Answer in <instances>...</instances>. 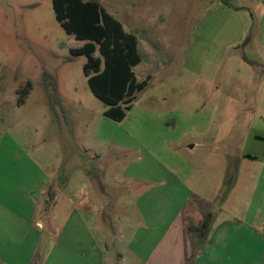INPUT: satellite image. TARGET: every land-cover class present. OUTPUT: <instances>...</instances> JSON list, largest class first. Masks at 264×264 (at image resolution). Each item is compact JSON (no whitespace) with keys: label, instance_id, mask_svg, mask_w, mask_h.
I'll list each match as a JSON object with an SVG mask.
<instances>
[{"label":"rangeland","instance_id":"1","mask_svg":"<svg viewBox=\"0 0 264 264\" xmlns=\"http://www.w3.org/2000/svg\"><path fill=\"white\" fill-rule=\"evenodd\" d=\"M92 1L138 37L133 71L148 86L122 122L105 117L87 57L70 52L85 42L65 32L53 0H0V204L60 227L74 205L70 224L128 260L109 264L153 262L192 213L243 224L261 206L250 229L264 250V0ZM166 257L184 259L175 247Z\"/></svg>","mask_w":264,"mask_h":264},{"label":"crops","instance_id":"2","mask_svg":"<svg viewBox=\"0 0 264 264\" xmlns=\"http://www.w3.org/2000/svg\"><path fill=\"white\" fill-rule=\"evenodd\" d=\"M41 193L46 194L44 191ZM261 197L262 195L259 197L260 201L263 200ZM27 199L31 200L32 197ZM258 211L261 214V206H257V209H255V218L252 217L251 221L247 220L243 224L230 222L226 218L221 220L220 217L215 220L216 215L213 214L211 232L207 242L204 244H199L189 232V225L192 220L195 223H200L203 219L201 212L192 213L187 219L185 218L186 220L177 221L176 225L173 226L174 228L170 230H174V232L165 236L161 242L162 244L158 246V250L155 249L149 258H153L154 261L152 260L153 262H151L149 260L148 263L167 264L166 256L168 255V250L171 247H175L180 249L181 255H184L181 264H189L190 261L193 264L194 260L197 261L196 255L198 252H201L202 259L200 257L198 263L194 261L197 264H207L203 258L209 252H212V264H221L223 262L228 264H264V250L260 243L262 236L260 233L250 229V227L257 229V225L262 224L261 215H258ZM33 212L18 213L0 204L1 264H109V261L112 260L108 258L112 254L108 246L105 245L106 238L99 239L94 236L91 233V227L85 225L77 226L74 223L70 224V221H72L70 218L74 222L77 212V208L74 205H72L71 210L67 214V225L62 227L53 223L45 224L41 222L39 218H34ZM51 216L52 221H58L60 210L56 212L52 210ZM244 227L248 229L250 235L255 237L254 241L259 240L260 244H255V247L251 246L250 242H246L242 238V235L244 236L245 234L243 232L237 236V239L235 237L229 238L230 232H234L232 229ZM219 247L229 250L226 260H221L223 257H220ZM253 247L255 251H253ZM235 248H239V251L230 257L233 254L232 250ZM112 256L114 261L115 258H118L121 263L128 261L125 254L120 251H116ZM156 257H158V261L155 260Z\"/></svg>","mask_w":264,"mask_h":264},{"label":"trees","instance_id":"3","mask_svg":"<svg viewBox=\"0 0 264 264\" xmlns=\"http://www.w3.org/2000/svg\"><path fill=\"white\" fill-rule=\"evenodd\" d=\"M221 1L232 6L230 0ZM53 9L65 32L85 42L82 48L70 52L73 56L87 57L83 72L93 95L108 107L104 116L122 122L137 93L148 86V80L139 81L133 71L141 63L138 37L125 32L119 21L92 0H53ZM97 52L101 57L96 56ZM27 94L28 91L20 103ZM203 216L200 225H189V232L199 244L205 243L213 220L211 212Z\"/></svg>","mask_w":264,"mask_h":264},{"label":"built area","instance_id":"4","mask_svg":"<svg viewBox=\"0 0 264 264\" xmlns=\"http://www.w3.org/2000/svg\"><path fill=\"white\" fill-rule=\"evenodd\" d=\"M1 264V263H0Z\"/></svg>","mask_w":264,"mask_h":264}]
</instances>
